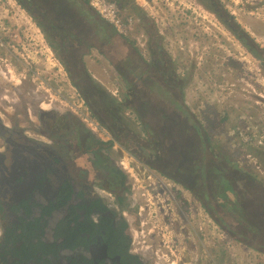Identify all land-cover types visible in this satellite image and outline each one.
Wrapping results in <instances>:
<instances>
[{
	"label": "rangeland",
	"instance_id": "obj_1",
	"mask_svg": "<svg viewBox=\"0 0 264 264\" xmlns=\"http://www.w3.org/2000/svg\"><path fill=\"white\" fill-rule=\"evenodd\" d=\"M33 1L50 8L49 22L64 23L63 13L56 15V8L48 6L46 0ZM107 1L117 7L119 32L127 41H120L115 55L106 51L105 57L94 49H81L79 42L63 35L61 38L67 43L64 54H73V66L84 64L89 80L122 101L124 80L111 60L120 62V66L138 55L151 61L148 36L150 31L156 33V45L162 50L156 64H167L170 72L179 75L183 82L180 80L179 87L169 94H165L163 87L143 89L150 109L145 110L146 115L160 112L159 106L166 113L177 115L181 122L190 123L193 117L208 133L211 149L225 154L247 176L264 183V146L246 142L264 130V63L240 40L244 38L247 44L264 48V0H214L212 5L207 0ZM118 1L125 7L120 8ZM216 9L221 12L217 14ZM48 40L17 0H0V117L6 124L13 119L18 128H28L33 139L45 140L52 134L60 143L67 142V160L85 170L90 182L95 176V157L78 141L79 134L75 139V132L66 133L68 126L61 118H75L96 138L98 133H93L91 120L98 121L90 116L72 74ZM135 64L130 80L137 79L138 87L140 82L145 85L146 79L157 83L160 79L162 83L161 69L152 67L151 74L140 75L147 66ZM76 70L80 72L79 68ZM130 74L125 72L126 76ZM180 99L187 109L186 115L178 108ZM127 106L124 120L128 128L121 141L137 147L136 140L145 135L139 134V125L132 122L135 115L128 103ZM114 142L97 153L101 160L112 161L126 176L131 198V213L127 215L131 248L138 254L149 250L148 264H264V252L243 246L224 231L236 222L227 208L218 206L221 199L208 202L214 204L212 210L221 218L216 219L203 207L206 199L198 200L190 190L158 174L118 141ZM254 191L257 196L252 201L264 203L261 193ZM250 210L241 211L246 212L242 219H251L255 210L252 214Z\"/></svg>",
	"mask_w": 264,
	"mask_h": 264
},
{
	"label": "trees",
	"instance_id": "obj_2",
	"mask_svg": "<svg viewBox=\"0 0 264 264\" xmlns=\"http://www.w3.org/2000/svg\"><path fill=\"white\" fill-rule=\"evenodd\" d=\"M17 1L31 14L38 27L49 39L50 46L57 50V56L63 62L69 74H72L71 79L84 99L90 116L98 121L100 127L108 131L112 140L108 142L101 141L92 135L83 124L68 115L61 118L65 122L64 124L68 126L66 133L72 134L75 132V139H77L78 134L82 135L78 141L83 142L86 152L97 157L95 158L97 163H101L99 157H102L97 151L107 150L116 143L114 141H118L123 148L144 165L152 168L158 174L166 175L175 183L181 184L190 190L198 200H201V198L206 199V203L202 205L208 213L211 211L210 213L216 219L221 218L212 210L214 204L208 202L212 199H217L218 202L221 199L222 201L218 202V206L227 208L236 222L235 225L225 227L226 234L245 247L264 252V203L252 201V198L257 196L254 190H258L264 197V183L251 175L247 176V172L242 171V167L227 160L225 154L211 149L212 143L208 133L201 125L199 126V123L193 117H191L190 123L189 121L181 122L177 115L166 113L165 109L159 106L157 110L160 112L152 115H146L145 113L146 109H150L148 98L143 97V89L150 88L151 91L154 87H163L165 94H169L172 91L175 92L174 88H178L180 80L182 81L179 75L176 76L174 72H170V68L166 67L167 64L164 63V66L163 64H156L159 63L157 56L162 54L161 47L156 45L157 42H155L158 35L150 31L151 34L148 36L147 48L151 61L148 62L143 56L138 55V57L133 56L127 62V65L120 66V62L116 63L117 60H111V63L115 64L114 68L117 72H120L121 78L124 80L123 100L117 101L101 86L89 80V75L85 74L84 64L80 63L78 66H73L75 58L70 52L64 54L67 51V49H64L67 43L62 40L61 36L70 35L72 39L79 42L78 45L80 44L81 49L86 51L94 49L105 57H108L106 51H113V55H115L121 45L120 41L126 39V42L127 38L119 33L112 24L103 21L101 16L90 6L89 0H56L57 2L46 0L45 3L48 6L51 5L52 8H56V15L63 13L65 16L62 19L63 24L48 21L47 12H50V8H45L47 6L34 4L33 0ZM207 1L211 5L214 4V0ZM118 5L120 8L125 7L124 3L119 1ZM215 11L219 14L220 9ZM145 22L146 20H144V24L147 25V22ZM240 40L246 45L249 52L264 63V48L247 44L244 38ZM167 60H169L168 57ZM135 63H143L144 66H147L140 75L151 74L152 67L159 71L161 69L162 83H160V79L158 80L159 83L152 79H146L145 85L140 82L138 87L137 79L135 82H131L132 69L136 66ZM124 66H128V68L125 67L124 69ZM76 68H79L80 72ZM72 70H75L78 74L74 75ZM126 71L131 72L130 76L125 75ZM85 79L87 80L84 81ZM127 103L130 106L131 113L135 115L132 122L139 125V134L145 135L141 139L139 136V140H136L139 142L137 147L127 144V141H121V137L128 128L127 121L124 120L125 110L129 109ZM122 106L124 107L122 108ZM178 108L182 114H187V109L185 105H182L181 99L178 101ZM50 136L52 134H49ZM103 161L109 172L108 175L110 177L113 175L115 179H118V186H122L126 178L125 174L121 170L115 169L113 164L109 165L110 162L108 163L107 160L104 159ZM163 162H166V165ZM124 200V197H119V204ZM100 207L102 208V206ZM250 208V214L255 210L251 215V219H242L241 216L246 212L241 211ZM38 231H42V226L38 220L28 222L27 227L18 236V240L22 242L21 245L16 246L15 242L5 245L2 249L4 250L3 253H0V263L26 264L32 261L34 264H51L48 256H56L55 243H44L41 240L43 233L37 234ZM79 233L80 231L75 229V225L73 228L67 226L64 234L66 240L62 245L73 249L74 242L72 238H78ZM128 245H130V240H128ZM131 258L136 260L138 257L131 256ZM9 259H12L11 262Z\"/></svg>",
	"mask_w": 264,
	"mask_h": 264
},
{
	"label": "flooded vegetation",
	"instance_id": "obj_3",
	"mask_svg": "<svg viewBox=\"0 0 264 264\" xmlns=\"http://www.w3.org/2000/svg\"><path fill=\"white\" fill-rule=\"evenodd\" d=\"M55 136L33 139L28 128H18L13 119L6 124L0 117V253L5 245H21L18 236L28 222L38 220L41 240L55 243L56 256H48L51 264H148L146 253L131 248L126 178L118 186L104 161L97 163L95 157L94 180L88 182L87 172L67 160L66 140L62 144ZM119 197L125 198L121 204ZM74 225L80 231L72 238L74 248L64 247L67 226Z\"/></svg>",
	"mask_w": 264,
	"mask_h": 264
},
{
	"label": "built area",
	"instance_id": "obj_4",
	"mask_svg": "<svg viewBox=\"0 0 264 264\" xmlns=\"http://www.w3.org/2000/svg\"><path fill=\"white\" fill-rule=\"evenodd\" d=\"M90 6L103 18L106 22L112 24L116 30L119 32L120 30V19L118 17V10L115 4L108 2L107 0H89ZM120 33V32H119ZM91 126L93 127V133H98V138L102 141H111L112 137L107 132L106 129H103L99 126L97 122L91 120ZM253 142L255 146H264V130L258 133L257 136L252 135V138H248L246 142ZM133 250V249H132ZM135 251V250H133ZM143 253H146L147 257H149V250H143ZM136 253V252H135ZM141 254V252L139 253Z\"/></svg>",
	"mask_w": 264,
	"mask_h": 264
},
{
	"label": "clouds",
	"instance_id": "obj_5",
	"mask_svg": "<svg viewBox=\"0 0 264 264\" xmlns=\"http://www.w3.org/2000/svg\"><path fill=\"white\" fill-rule=\"evenodd\" d=\"M99 139V138H98ZM102 141V140H101ZM103 142H108V141H103ZM131 246H132V244H131Z\"/></svg>",
	"mask_w": 264,
	"mask_h": 264
}]
</instances>
